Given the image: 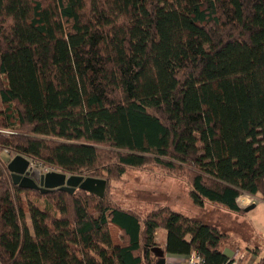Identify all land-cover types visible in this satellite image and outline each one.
Masks as SVG:
<instances>
[{"label": "trees", "instance_id": "obj_1", "mask_svg": "<svg viewBox=\"0 0 264 264\" xmlns=\"http://www.w3.org/2000/svg\"><path fill=\"white\" fill-rule=\"evenodd\" d=\"M0 97L7 164L107 181L43 194L0 163V264H155L160 229L166 255L230 261L217 222L109 202L128 169L235 220L243 193L264 199V0H0Z\"/></svg>", "mask_w": 264, "mask_h": 264}, {"label": "rangeland", "instance_id": "obj_2", "mask_svg": "<svg viewBox=\"0 0 264 264\" xmlns=\"http://www.w3.org/2000/svg\"><path fill=\"white\" fill-rule=\"evenodd\" d=\"M0 97V113L4 111ZM4 129L0 128V131ZM1 133V132H0ZM2 134V133H1ZM8 150H0V163H6L12 155ZM104 176V177H103ZM102 177L106 179V176ZM34 196V195H32ZM34 198V197H32ZM108 201L123 209H129L145 218L151 212L168 207L183 214L204 218L212 223L217 222L225 230L229 229L240 237L246 238L249 244L237 241L233 237L224 248V252L232 258L235 253H240L243 258L240 264H261L264 258V244L252 242V227L256 230L255 237L264 238V204H260L254 211L248 212L246 221L249 224H238L237 220L231 218L220 208L208 205L206 209L194 206L190 199V187L184 178L176 177L162 170L158 166L150 165L142 169H128L122 178H113L109 181L107 192ZM247 213V214H248ZM250 224V225H251ZM117 240H120L119 233H116ZM164 230L156 232V246L163 243ZM157 260V259H156Z\"/></svg>", "mask_w": 264, "mask_h": 264}, {"label": "water", "instance_id": "obj_3", "mask_svg": "<svg viewBox=\"0 0 264 264\" xmlns=\"http://www.w3.org/2000/svg\"><path fill=\"white\" fill-rule=\"evenodd\" d=\"M29 166L30 160L18 155L10 161L7 167L13 183L23 189L38 190L43 194L50 193L54 190L73 194L79 189L100 198H103L106 194L107 181L105 179L86 178L78 175L70 176L62 172L42 174L38 168L28 172L27 169ZM254 208L255 205H251L245 211L250 212ZM152 252L157 258L155 264H166V252L161 247L153 248Z\"/></svg>", "mask_w": 264, "mask_h": 264}, {"label": "crops", "instance_id": "obj_4", "mask_svg": "<svg viewBox=\"0 0 264 264\" xmlns=\"http://www.w3.org/2000/svg\"><path fill=\"white\" fill-rule=\"evenodd\" d=\"M260 204H264V199L263 197L258 194L256 196H253V195H250V194H247V193H243L239 198H238V205L240 208L242 209H246L248 207H250L251 205H255V208L253 210H251L250 212L254 211ZM246 215L243 216V217H239L237 218V222L238 224H249V226H252V224L246 219V216L249 215L250 213L246 212ZM248 213V214H247ZM229 214V213H228ZM235 218V217H234ZM251 224V225H250ZM255 232L256 230L254 229V227H252V236L254 237V240L252 242L256 243L258 241L259 244H264V238L263 240L261 241V239L258 237H255ZM231 237H233L234 239H236L238 242L239 241H242L244 242V245H247L249 244L248 240L244 237H240L239 234H235L234 232L232 231H229ZM164 243L166 241V237H165V232H164V237H163V240H162ZM240 243V242H239ZM166 257H172V258H182V256H176V255H166Z\"/></svg>", "mask_w": 264, "mask_h": 264}, {"label": "built area", "instance_id": "obj_5", "mask_svg": "<svg viewBox=\"0 0 264 264\" xmlns=\"http://www.w3.org/2000/svg\"><path fill=\"white\" fill-rule=\"evenodd\" d=\"M9 134V132H6ZM8 152V151H7ZM30 160V159H28ZM40 169L42 174H46L49 172H58L51 168H46L41 164H38L34 162L33 160H30V166L28 167L27 171L31 172L34 169ZM243 258V255L240 253H235V255L230 259V261L227 264H240V260ZM166 264H205L204 258L197 252H193L192 254L188 256H182V258H172V257H166Z\"/></svg>", "mask_w": 264, "mask_h": 264}]
</instances>
